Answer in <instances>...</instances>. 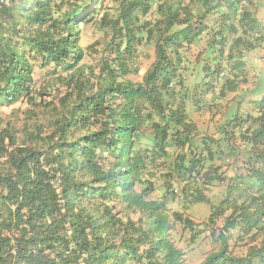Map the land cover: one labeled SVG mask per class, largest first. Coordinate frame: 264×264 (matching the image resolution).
I'll use <instances>...</instances> for the list:
<instances>
[{"label": "trees", "instance_id": "1", "mask_svg": "<svg viewBox=\"0 0 264 264\" xmlns=\"http://www.w3.org/2000/svg\"><path fill=\"white\" fill-rule=\"evenodd\" d=\"M260 1L0 0V264H187L172 232L196 229L183 207L226 179L215 158L236 172L210 215H226L220 246L198 264H264V96L244 76L264 46ZM90 23L107 39L84 49ZM148 44L155 59L133 80ZM191 65L203 77L189 88ZM188 101L223 112V137L199 134Z\"/></svg>", "mask_w": 264, "mask_h": 264}, {"label": "rangeland", "instance_id": "2", "mask_svg": "<svg viewBox=\"0 0 264 264\" xmlns=\"http://www.w3.org/2000/svg\"><path fill=\"white\" fill-rule=\"evenodd\" d=\"M156 6V3H154ZM153 12L149 13L145 19H153L156 18L157 12L154 10ZM259 17H264V0L261 1L260 4V11H259ZM107 37L99 30V26H97L95 23H90L86 25L81 26V33H80V45L82 48L86 49L87 46L92 44L93 42L97 40H106ZM211 38H208L205 34L202 37V40L200 42V48H206L207 43L210 41ZM199 47H193L190 54L192 58L193 64L196 65V56L198 52ZM140 57H139V72L133 75H130L129 77L133 80H142L144 74L148 71L150 68L152 62L155 59V52L153 47H151L149 44L146 46L141 47ZM246 69H245V78L247 80H253L255 77L258 78H264V46L258 47L257 50H252L249 52L246 56ZM97 62L96 57L94 55L87 53L84 57L82 64H94ZM200 68L196 69L193 68V65L189 69H187V83L188 87H193V75L195 73L199 74V80L203 77V75L200 72ZM38 78L41 77V72L38 73ZM249 82V81H248ZM233 93H229L221 103L218 105L219 109L223 110V112L227 111V107H230V102L232 98ZM19 106H22V108L25 107L23 104H17L10 107H5L1 109V112L4 116L9 115L10 112L13 110V108H18ZM187 107L189 114L192 115V111L194 112L193 105L190 101L187 102ZM252 108V107H251ZM219 110V111H221ZM223 112H220L218 115V123L224 122L223 118ZM195 113V112H194ZM196 127L201 134V128L200 124L203 125L201 122H196ZM216 125V124H215ZM217 126V125H216ZM215 126V127H216ZM223 137V134L220 135L219 138ZM204 154H207V151L204 150ZM244 154V153H243ZM244 158V156L242 155ZM241 157V158H242ZM240 158V160H241ZM227 159V158H226ZM215 160L211 164H222V172L225 175V180H213L210 181V186L203 185L205 189V195L206 200L203 202H191V204H186L183 207L184 212L186 215H188L192 220H194L196 224V229L190 230L186 229L181 225H178L176 229L172 232L173 238L177 244L178 247H180L183 252L186 259L187 264H198L201 261L205 259V257L212 251L218 250L220 243L217 239L218 233L220 231V228L222 227V224L224 222L226 215H221L220 217L216 218L214 222L211 221L210 215L212 213V207L213 205H217L222 197L224 196L227 186L229 184L230 177L234 174L235 166H233V158H228L227 160ZM216 161V162H215ZM211 166V167H210ZM240 166V167H239ZM237 170L238 172H243L244 169L241 164H237ZM211 169H213L212 165L210 163H205L204 166H200V169L197 168L194 170V174L200 179V180H208L207 177H212L211 175ZM221 172V171H220ZM229 178V179H227ZM201 181V182H202ZM206 182V181H205ZM158 193H155L152 197H157L162 190H160L161 186L158 184ZM173 208H179V203L176 200L175 203L172 204ZM181 209V208H180ZM228 214V213H226ZM237 231H234L233 240L230 243L231 249H233V255L242 256L248 251V245H244L241 241L236 242L237 239ZM261 240V239H260ZM260 240L258 239V245H260Z\"/></svg>", "mask_w": 264, "mask_h": 264}, {"label": "crops", "instance_id": "3", "mask_svg": "<svg viewBox=\"0 0 264 264\" xmlns=\"http://www.w3.org/2000/svg\"><path fill=\"white\" fill-rule=\"evenodd\" d=\"M261 1L259 2L260 4H261ZM259 19H260L261 22H264V17H259ZM248 81L249 82H247L246 86L249 88V90L255 89V90L260 91V94H262V95H254L252 98L253 99H261V97L264 96V78L261 79V78L255 77L253 80L250 79ZM194 112L192 111V115H189V116L194 122L203 123V125L200 124L201 135L202 136H204V135L205 136L206 135L207 136L208 135L211 136L212 135L214 138L219 139L221 133L217 129V126L220 123V122L218 123V121H219L218 120V116L213 115L211 113H209L207 115L204 114L203 116H201L200 113H198V112L194 113Z\"/></svg>", "mask_w": 264, "mask_h": 264}]
</instances>
